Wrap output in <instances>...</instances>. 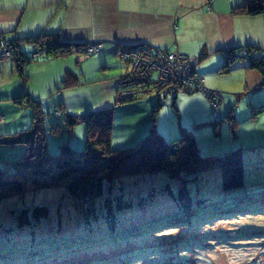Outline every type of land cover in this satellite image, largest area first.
<instances>
[{
    "label": "rangeland",
    "instance_id": "obj_1",
    "mask_svg": "<svg viewBox=\"0 0 264 264\" xmlns=\"http://www.w3.org/2000/svg\"><path fill=\"white\" fill-rule=\"evenodd\" d=\"M205 4L209 10L210 5L207 0H205ZM144 46L150 50L153 48L145 44ZM83 47H86V43L74 51V54L56 58L42 57L38 61L30 62L24 68V75L28 78L26 84L12 68V62L9 60L10 53H5V49H0V115L5 117V122L0 123V137L24 130L31 123L32 110L30 108L26 105L15 104L9 99L6 100V96L13 97L14 95L10 94L17 92L25 85L24 88L28 89L31 95L27 91L24 92H27L32 99L39 101L44 112L42 124L48 131H45L47 152L41 162L49 171L54 170L61 161L78 158L83 148L84 122L77 121L68 134L64 122L65 114L80 115L91 110L87 109L92 103L90 102L91 96L95 97V95L112 88L117 87L115 97L119 100L117 82L120 81H117V76L125 71V73L127 72L125 76L131 77L138 70L137 61L134 63L125 59L127 61L121 62L120 56L117 57L122 52L121 50H124L123 47L117 49V54L104 56H99L98 50L100 49L89 51ZM35 49L34 46L28 44L22 46V50L25 53H31L33 58L41 55V51ZM86 51L94 53L89 58H84L80 54H84ZM185 55L191 60L187 54ZM191 64L194 67V63L191 62ZM219 64L220 61L216 63L214 58L195 62L196 73L204 77L206 88L220 91L222 96L214 98L206 96L200 89L190 92L192 91L190 88L189 90L183 83L176 82L178 76L171 74L168 70L161 69L162 65L157 62L153 66L151 64L149 69L144 71L146 73L149 70L159 71L161 83L163 79L170 80L165 87L168 92L165 95L160 93V95H150L146 98L116 105L111 104L110 106H114L112 147H127L141 140L149 126L152 125L151 111L158 98L161 106L155 117L154 128L156 131L165 140H170L179 134L180 127L192 130L198 153L202 156H220L227 151L237 150L242 160L244 184L236 189L238 190L236 198H238V203H243L249 198H253L254 201L247 207L246 205L238 207L243 210H239L237 213L225 216L216 214V218L210 219L201 216V218L181 224L175 229L161 228L148 235L144 234L142 239L128 241V243L120 245L117 251L121 264H264V111L255 116L251 115L252 106L264 103V86L258 88H252V85L243 86L242 69L231 68L229 72H220ZM66 66H71L78 73L76 75L78 84L75 87L57 90L56 87L61 80L59 77ZM250 69L259 77V73L255 69ZM81 70H83V74H80ZM252 80L249 77V84L253 82ZM101 82H103L104 88L101 87ZM172 89L180 90L175 98V108L171 104L172 99L169 95ZM59 105L63 108L62 115L56 113ZM229 110L232 111L233 117L237 121L234 131L225 118ZM0 120L2 119L0 118ZM214 120L218 122L215 126L216 129L212 124ZM63 142H68V145L73 149L72 153H61L60 144ZM26 150L24 144H0V167L9 172H32L39 158L25 155ZM20 161H26L29 165L18 166ZM162 174H149L118 180L114 182V186L106 187L104 195L112 197L115 193L121 192L126 198V195L131 197L147 194L150 187L158 188V181L163 180ZM199 175L198 188L206 187V190L209 191L208 197L214 199L211 201V205L216 203L218 206L216 205L215 208L221 210L222 206H219V202L226 197H231L232 191L222 190L219 167L202 171ZM175 179L173 177L172 182ZM138 190L140 191L138 192ZM76 202H73L61 188H45L33 193L27 191L20 197L0 202V221L10 223L7 213L10 207L30 205V203L47 205L50 210L48 219L41 227H35L36 231L33 232L35 239L26 243V246L33 245V248L37 249L38 244L36 243L51 242L52 236L59 235L60 238L65 236L62 234L75 236L79 225L90 227L91 220L87 221L86 219L84 223L82 221L87 206H84L83 203L76 205ZM155 205V203L151 205V210ZM164 209H168V207ZM156 213L163 212L158 207ZM125 214L127 217H131L128 212ZM120 224L125 227L127 222L123 220V223ZM98 227L102 229L103 225ZM114 229L118 228L109 229L108 233ZM30 232L31 230L18 231L16 238L19 242H24ZM9 236L12 235L7 232L1 238L7 239ZM5 242L8 246L11 245L8 240ZM33 248L31 247V249ZM112 248L115 249V247H109L110 250H106L105 255L111 256ZM169 248L171 251H168ZM54 257L46 261H37L35 260L37 258L33 256L31 261L33 260V264H84L104 258L98 250L85 249L81 252L71 253L69 257L67 255ZM0 264L4 263L0 262ZM8 264L21 263L17 261Z\"/></svg>",
    "mask_w": 264,
    "mask_h": 264
},
{
    "label": "trees",
    "instance_id": "obj_2",
    "mask_svg": "<svg viewBox=\"0 0 264 264\" xmlns=\"http://www.w3.org/2000/svg\"><path fill=\"white\" fill-rule=\"evenodd\" d=\"M232 10L234 13L264 16V0H244L243 4L233 7ZM22 44L34 46L35 50L41 51V55L33 58L31 53H25L22 50ZM82 45L84 43L61 41L55 33H39L14 40H7L0 33V49L9 51L12 68L25 84L28 78L24 75V68L30 62L38 61L42 57L56 58L74 54L73 52ZM151 49L154 50L155 48ZM158 49L180 52L176 46L171 49ZM239 50H243V53ZM220 51L222 52V59L218 67L220 72H228L236 60L244 58L248 67L259 73L261 78L259 87L264 86V48L253 45H236L220 49ZM207 56L208 52L202 50L198 56V62L204 60ZM117 57L119 58V55ZM120 61L122 62V60ZM190 62L192 61L190 60ZM192 70L196 72L194 67ZM123 74H125V71L118 75L116 79ZM77 84V76L66 70L56 88L57 90L66 89L75 87ZM178 91L180 90L176 91L175 96L169 94L174 108ZM167 92L163 88L158 92L137 97L119 98V100L115 97L113 104L146 98L150 95H160V93L165 95ZM218 92L221 97L220 91ZM8 99L15 104L26 105L30 108L32 110V120L28 128L11 135L1 136L0 144H24L27 149L25 155L38 157L39 159L35 163L36 167L32 172H9L0 167V202L13 197H20L27 191L33 193L45 188H61L73 202L77 201L76 205L83 203L84 206H87L82 221L84 223L86 219L87 221L91 220V224L88 228L83 224L79 225L75 236L62 234L65 236L60 238L59 235H56L52 236L53 240L51 242L36 243L38 244L37 249L39 248L37 250L33 248V245L26 246V243L35 239L33 233L36 231L35 227H41L48 219L50 213L48 206L30 203V205L10 207L7 210L10 223L0 221V239L2 240L0 242V262L4 264L17 261L21 264H33V260L31 261L33 256L37 258L35 259L37 261H46L55 258L54 256L57 255L58 257L63 255L69 257L71 253L81 252L84 249L98 250L99 254L104 257L101 260L89 261L84 264H121L117 251L120 245L128 243V241L142 239L144 234L148 235L161 228L175 229L179 225L190 223L191 220L195 221L201 216L210 219L216 218V214L225 216L237 213L239 210H243L238 207H242V205L247 207L254 201L253 198H249L243 203H238V198H236L238 196L236 195L238 193L236 189L244 184L242 160L237 150L227 151L220 156H202L198 153L192 130L180 127L179 134L170 140H165L156 131L154 122L161 106L158 98L151 111L152 125L149 126L146 134L138 143L122 148L112 147L111 133L114 106L91 109L80 115H71L65 112L64 122L68 134L77 121L84 122V144L78 158L61 161L52 171H49L41 162L47 152L45 139V131L47 130L42 124L44 112L41 103L32 99L27 92L11 98L8 97L6 100ZM59 106L56 113L62 115L63 108L61 105ZM262 111H264V103L251 107L252 116ZM233 116L231 110L225 116L232 131H234L237 124ZM0 118L2 119L0 123H4L5 117L0 115ZM217 123L215 120L212 122L214 128ZM60 147L62 154L73 152L68 142H63ZM26 164V161H20L17 165L24 166ZM213 167H219L220 169L222 190L232 191L230 193L231 197H226L219 202V206H222L221 210L215 208L218 204L211 205V201L214 199L208 197L209 191L206 190V187L199 189L197 186L200 180L199 174ZM158 173H163V180L158 181V188L156 186L150 187L147 194H138L131 197L126 195V198L121 192L115 193L112 197L104 195L106 187L114 186V182L118 180ZM173 177L176 179L172 182ZM230 195L228 194V196ZM153 203L156 205L151 210ZM165 206L168 209H164ZM158 207L163 213H156ZM126 212L131 214V217H127ZM149 212L150 214H148ZM135 214L137 216H132ZM123 220L127 222L125 227L120 224L123 223ZM101 224L104 227L102 229L98 227H101ZM112 228L118 229L111 230L108 233L109 229ZM25 230H31V232L28 234L26 241L24 239V242H19L16 233ZM7 232L11 233L12 236L7 239L1 238ZM5 240H8L11 245L8 246ZM109 247H115V249L112 248V255L108 257L105 252L110 250ZM168 251H171V248Z\"/></svg>",
    "mask_w": 264,
    "mask_h": 264
},
{
    "label": "crops",
    "instance_id": "obj_3",
    "mask_svg": "<svg viewBox=\"0 0 264 264\" xmlns=\"http://www.w3.org/2000/svg\"><path fill=\"white\" fill-rule=\"evenodd\" d=\"M243 2L212 0L208 10L205 0H0V33L7 40L55 33L64 42L93 41L100 45L99 56L114 55L118 48L138 43L163 49L176 46L195 68L202 50L217 63L222 59L220 49L236 45L264 48V16L232 10ZM231 68L243 70V86L259 87L260 75L251 71L246 59L236 60ZM66 70L78 74L66 66L60 79ZM249 77L253 79L250 84ZM24 87L10 95L29 92ZM115 92L112 88L91 96L87 109L109 107Z\"/></svg>",
    "mask_w": 264,
    "mask_h": 264
},
{
    "label": "built area",
    "instance_id": "obj_4",
    "mask_svg": "<svg viewBox=\"0 0 264 264\" xmlns=\"http://www.w3.org/2000/svg\"><path fill=\"white\" fill-rule=\"evenodd\" d=\"M207 1L210 4L212 0ZM99 46L100 45L97 42H88L86 43V47L83 48L92 51L98 50ZM121 51L122 52L119 53V56L122 61L125 59H129V61L134 63L137 61L138 70L136 71V74L132 75L131 77H126V72L122 75L124 76L122 79H120L122 76L118 78L117 81H120L117 82L119 86L118 88L120 89L118 91L120 99L155 93L165 88L167 84H169L170 80L163 79L162 83L160 82L161 78L159 77V71L152 72L149 70L148 73L144 71H147L149 66L151 64L153 66L156 62L162 65L160 66L161 69L168 70L171 72V74L178 76L176 77V82L178 84L183 83L187 89L190 88L192 91L200 89L206 94V96L212 98L217 96L220 97L218 91H212L204 86V78L192 70V64L185 54L177 51H164L158 48H155V50H150L142 44L129 45ZM4 52L8 53L9 51L5 49ZM90 54H92V52L86 51L84 54L80 55L84 58H87ZM176 91V89H172L170 92L171 96H175Z\"/></svg>",
    "mask_w": 264,
    "mask_h": 264
}]
</instances>
